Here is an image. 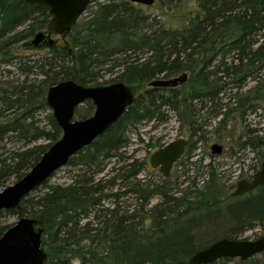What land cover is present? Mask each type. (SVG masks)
<instances>
[{
    "label": "trees",
    "instance_id": "16d2710c",
    "mask_svg": "<svg viewBox=\"0 0 264 264\" xmlns=\"http://www.w3.org/2000/svg\"><path fill=\"white\" fill-rule=\"evenodd\" d=\"M165 1L170 4L174 0ZM199 1L198 14L178 28L155 24L154 19L138 9L139 6L125 0L99 3L91 17L77 23L68 34L71 49L60 51L57 47H48L50 57L43 59L41 80L32 82L26 77L21 85L0 81V140L12 134L29 144L41 138L49 142L14 153L10 161L0 159V190L7 187L12 176L16 181L22 179L63 135L53 114L47 116L48 131L38 126L39 113L50 110L46 100L48 90L68 80L83 86L91 83L103 86L98 83L99 73L95 72L101 61L108 62L128 53H143L142 59L135 58L124 65L114 81L138 91L160 75L168 79L187 72L191 77L182 89L187 86L189 90L184 94L180 91V96L176 87H154L147 89L144 95H135L134 104L113 126L70 159L68 164L75 167L96 165L101 158L118 157L129 142V129L144 121L165 120L163 108L177 111L180 123L190 137L198 136L202 130L197 127L195 119L199 114L193 104L197 102L206 108L205 103L217 100L221 85L211 78L221 72L239 87L243 85L241 81L249 77L261 81L264 41L255 50L253 46L262 39L255 41L254 37L264 32V0ZM50 18L47 7L19 0H0V54L5 53L1 50L6 51L0 63L7 66L12 63L14 56L6 44L20 28L25 27L28 36L32 37L47 28ZM28 46L31 50L35 48L31 43ZM221 53L224 57L234 54L232 63H221ZM18 66L23 75H29L33 68L23 58ZM258 95L260 97L259 92ZM87 105L94 108L91 101ZM85 118L88 116H81V120ZM217 127L220 133L225 130L223 119ZM254 142L264 148V136H257L247 143L240 142V145L254 147ZM194 149L189 147V153ZM144 165L133 161L117 171L122 180H129L135 178ZM176 181H172L175 192L166 184L153 185L151 189L147 186L138 191L145 201L155 194L161 197V202L148 212L142 205L130 215L121 214L119 208L101 209L103 221L95 227L91 222L80 226L78 220L90 205L101 203L97 196L103 194L104 188L100 182L91 179L82 178L66 188H51V193L38 202L28 195L18 209L6 212H20L22 217L34 219L37 227L43 229L45 264H188L194 253L211 244L197 245V236L205 220L221 214V199L228 197V187L217 189V185L207 183L202 189L192 182L185 191H180L181 185L177 186ZM34 205L38 209L28 211ZM239 206L242 212L237 214ZM227 213L232 224L241 222L243 226L264 218V188L253 197L241 198L238 206L232 203ZM3 214L4 211H0V216ZM11 226H1L0 237ZM236 262L264 264L257 257Z\"/></svg>",
    "mask_w": 264,
    "mask_h": 264
},
{
    "label": "rangeland",
    "instance_id": "374dc122",
    "mask_svg": "<svg viewBox=\"0 0 264 264\" xmlns=\"http://www.w3.org/2000/svg\"><path fill=\"white\" fill-rule=\"evenodd\" d=\"M107 1L109 0L94 1L82 15L78 23H83L88 20L93 12L97 10L99 3ZM199 7V0H174L170 4L165 0L162 2L161 0H156L152 7H138V9H141V11L154 19V23L159 26L178 28L184 25L187 19L198 14ZM25 29V27L20 28L11 37L10 43L8 42L6 44V48L11 50L14 59L9 66L0 63V81L2 82H13L12 84L21 85L26 77L32 82L41 80L40 67L44 57H50L49 49L46 45H42L41 47L31 50L29 49L28 43L32 44L36 34L45 31V29L36 32L32 37L28 36ZM69 36L70 35H67L64 38L63 36H53L52 39L55 41L54 47H57L60 51L66 48L71 49ZM263 36L264 32H262L260 36L254 37L255 41L259 40V38L262 39L260 43L253 46V50L259 47L261 43L263 44ZM11 43L13 46L10 47ZM1 52L6 53L5 50H1ZM4 54H0V61L3 59ZM233 55L234 54H227L226 57H224L221 53V63L225 61L231 64ZM143 57V53H128L127 55L114 58L115 61L99 62L95 70L96 73H99L98 83L101 85L103 84V86H107L104 84L110 85L109 83H116L117 81H114V79L122 72L124 65L135 61V58L142 59ZM20 58L27 60L29 65L33 67L29 75H23L19 70L18 64H20ZM68 64L70 66L69 62ZM114 64L120 66L116 68ZM260 74L262 76L261 81L257 78L249 77L247 80L241 81L243 85L240 87L237 83L233 84V80L222 72L221 75L219 74L217 77L211 78L213 81L220 82L221 93L215 102L205 103L204 106H206V108H203V105L197 102L193 104L194 107L196 105L195 108L197 114H199V117L195 119L197 127L202 130L198 133V136L190 137V133L180 123L177 111L163 108L162 111L166 116L165 120L156 119L151 122L144 121L129 129L127 133L129 142L126 148L118 153V157L110 159L101 158L97 161L96 165L91 166L85 165L75 167L74 165L68 164L54 173L46 183L37 187L36 190H33L29 194L30 198L34 199V202H38L42 197H45L46 194L51 193V188H66L77 181L79 182L82 178L84 180H94L95 183L100 182L102 184L101 188H104L103 194L97 196L101 198L100 205H90L81 218L78 219L80 221V226H85L91 222L95 227L103 221L99 211L101 209L113 210L114 208H119L121 214L130 215L134 210L141 209V205L145 207L144 211L148 212L153 206L160 203L161 197L156 194L152 195L148 201L142 200L143 197L138 191L145 190L147 186L151 189L150 186L166 184L171 187L172 192H175L174 182H172L174 179L177 180V186L181 185L180 191H185L192 182L197 183L198 187L202 189L207 183L217 185V189L225 185L227 187L232 184L235 185L236 182L241 179L240 177L242 175L249 176L254 172V168H260L264 157V148L256 146V142H254V147L248 146L243 148L240 145V142L247 143L250 139L256 138L257 136H264V70ZM183 75L187 76V80L191 77L189 73L182 72L168 79L160 75L154 81L172 80L180 78ZM257 75L255 76L257 77ZM94 85L95 83H91L88 86L94 87ZM151 85L152 84H148L144 89L138 91H135L134 88H132V90H134L133 92L136 96H141L144 95L147 89L154 88ZM185 85L186 83L176 87V89L179 90V94L180 91H183L181 93L184 94L185 91L189 90L187 86L185 87L186 89H182ZM258 92L260 93V97ZM243 99L249 100L243 103ZM77 109V114L75 115L76 120H81V116L83 115L91 117L95 112V106L91 109L90 106L87 105V102ZM209 112L210 114H208ZM51 114H53L51 109L39 113L37 120L40 129L46 131L50 129L47 116ZM222 119L225 130L220 133L216 129L218 128L219 121H222ZM253 131L258 132L256 133ZM180 136L190 138L195 143V149L193 152L187 154L184 157L185 159L176 166L172 180L164 179V177L156 173L149 164L150 157L159 147H166L174 140L179 139ZM48 143L46 138H41L38 142L29 144L28 142L26 143L25 140H20L16 135L10 134L6 138L0 140V159L10 161L14 153ZM214 143H219L224 146L223 155L212 156L210 147ZM133 161H138L145 165L135 178L122 180L120 177L121 173L117 170L120 169V167L129 165ZM111 179L114 180L110 182ZM16 180L15 176H12L6 186L15 184L17 182ZM256 194L257 193H255V195ZM37 209L38 208L34 205L30 206L28 211L35 212ZM241 212L242 211L239 213ZM224 216L225 219L229 218L227 213ZM20 218H22L20 212L9 214L4 211V214L0 216V227L4 225H14ZM222 220L221 214L213 215L211 219L205 220V224H203V228L200 230L201 233L197 236V245L210 244L221 239L224 234L229 235V228H222L229 225L228 223L222 225ZM245 227L239 233V239H256L264 235L263 226L253 225L251 229H246ZM256 257L261 263H264V260L261 258L264 256L259 255ZM75 263H78V261H75ZM236 263V260H220L215 264Z\"/></svg>",
    "mask_w": 264,
    "mask_h": 264
},
{
    "label": "water",
    "instance_id": "95a60500",
    "mask_svg": "<svg viewBox=\"0 0 264 264\" xmlns=\"http://www.w3.org/2000/svg\"><path fill=\"white\" fill-rule=\"evenodd\" d=\"M49 9L50 21L45 31L36 34L32 44L53 47V36L66 37L78 23L89 6L96 0H19ZM144 6H153L156 0H125ZM187 76L165 81H154L153 87L175 88L185 84ZM47 105L62 129L63 135L42 156L40 161L19 181L0 191V211L16 210L33 190L41 186L58 170L67 166L70 159L91 145L113 126L135 102V94L127 84L118 82L107 86H83L68 80L51 87L47 93ZM91 101L95 112L91 117L76 120L79 106ZM187 141L179 139L155 152L150 164L160 167L163 176L169 177L171 169L183 155ZM220 155L222 147L212 146ZM264 186V157L257 174L251 181L238 183L233 196H240ZM43 229L28 217L20 218L0 237V264H45L47 254L42 246ZM264 252V236L250 240H219L194 253L188 264H213L221 259L246 261Z\"/></svg>",
    "mask_w": 264,
    "mask_h": 264
},
{
    "label": "flooded vegetation",
    "instance_id": "af4514ba",
    "mask_svg": "<svg viewBox=\"0 0 264 264\" xmlns=\"http://www.w3.org/2000/svg\"><path fill=\"white\" fill-rule=\"evenodd\" d=\"M132 4H134V5H136V6H139V7H147V6H144V5H140V4H135V3H132ZM149 7H152V6H149ZM46 30V29H45ZM33 45V44H32ZM42 45H45V44H42ZM41 45V46H42ZM41 46H39V47H41ZM47 46V45H46ZM48 47V46H47ZM54 47V46H53ZM88 102V101H87ZM179 139H184V140H186L187 141V146H186V148H185V151H184V153H183V155L181 156V158L179 159V160H177L176 161V163L173 165V167H172V169H171V172H170V176L169 177H165V176H163L162 174H161V172H160V167H158V168H153L152 166V168H153V170L156 172V173H158V174H160L161 176H163L164 177V179H173L172 177L174 176V174H175V168H176V166H178L185 158V156L187 155V154H189V147H195V143L190 139V138H188V137H186V136H180V138ZM179 139H176V140H179ZM176 140H174V141H176ZM172 143V142H171ZM215 144H217V145H219V146H221L222 147V152H221V154L220 155H217V154H214L213 153V151H212V146L213 145H215ZM213 145H211V147H210V151H211V154H212V156H221V155H223L224 154V146L223 145H221V144H219V143H214ZM165 147V146H164ZM164 147H159V149L158 150H160V149H162V148H164ZM157 150V151H158ZM156 151V152H157ZM152 157V156H151ZM151 157H150V159H151ZM149 164H150V162H149ZM151 165V164H150ZM253 168V167H252ZM259 171V169H256V168H254V172L251 174V175H249V176H244V175H242L240 178L241 179H239L237 182H236V184L234 185V184H232V185H230V186H228V188H227V192H228V197H226V198H222L221 199V219H223L221 222H222V225L223 224H227L228 223V225L229 226H224V227H222V228H226V227H228L229 228V232L230 233H228L229 235H226V234H224L223 236H222V238L221 239H218V240H216V241H214V242H212L211 244H213V243H215V242H217V241H219V240H222V239H229V240H250V241H254V240H257V239H259V238H261L262 236H264V235H262V236H260V237H258V238H256V239H254V238H251V239H249V238H243V239H239L238 238V235H239V233L243 230V228L245 227L246 229H251V227L253 226V225H255V226H263V228H264V218H261L260 220H253V221H251V223L250 222H248V223H245V225H244V227H243V224L240 222H238V223H234V224H232V221H231V218H226L225 219V214L228 212V209L230 210V206L232 207V203L233 204H235V206H238L239 204H240V200H241V198H243V197H245V196H248V195H250L251 197H253V195L255 196V193H258V191L260 190V189H263L264 188V186H261V187H258V188H256L255 190H253V191H250V192H247V193H245V194H243V195H240V196H233V193L236 191V189H237V185H238V183L240 182V181H242V180H246V181H251L253 178H254V176L257 174V172ZM237 201V202H236ZM231 202V203H230ZM227 203H229L230 205H227ZM239 208H240V206L238 207V210H237V214H239ZM228 214V213H227ZM230 217V216H229ZM225 219V220H224ZM227 220H228V222H227ZM227 222V223H226ZM247 224V225H246ZM227 236H230L231 238H229V237H227ZM210 244V245H211ZM264 253V252H263ZM263 253H261V254H258V255H256V256H259V255H263ZM256 256H254V257H256ZM254 257H252V258H254ZM226 260H236V261H238V260H240V259H221V261H226ZM220 261V260H219ZM216 263V262H215ZM215 263H213V264H215Z\"/></svg>",
    "mask_w": 264,
    "mask_h": 264
}]
</instances>
